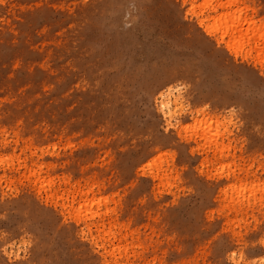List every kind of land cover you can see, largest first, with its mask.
Listing matches in <instances>:
<instances>
[{
  "label": "rangeland",
  "instance_id": "rangeland-1",
  "mask_svg": "<svg viewBox=\"0 0 264 264\" xmlns=\"http://www.w3.org/2000/svg\"><path fill=\"white\" fill-rule=\"evenodd\" d=\"M200 1L0 0V264H264V58Z\"/></svg>",
  "mask_w": 264,
  "mask_h": 264
},
{
  "label": "bare ground",
  "instance_id": "bare-ground-1",
  "mask_svg": "<svg viewBox=\"0 0 264 264\" xmlns=\"http://www.w3.org/2000/svg\"><path fill=\"white\" fill-rule=\"evenodd\" d=\"M193 1L194 0H188V3H190L189 4V7H193L192 8V10L195 8L194 7V4H192L193 3ZM223 1V0H222ZM198 2V1H197ZM235 2H237V0H226V1H223V2H221V1H218L217 3H212L211 2V0H201L200 1V3L198 4V6H197V4H195L196 6H197V8L199 7V8H203V7H207V8H209V10L208 11H210V10H215V13H212V14H210V16H209V18L211 19V22L209 21V24H207L206 25V29H208V32L210 31V30H213L211 33H214V31H217V32H219L218 34L220 35V36H224V35H226V44H227V46L228 47H230V48H232V49H234V50H241L245 45L247 46V48H245L244 50H243V52H244V55H245V52H247V51H249L250 49H254L255 51H256V55L257 56H259V57H261V61H262V58H264V29L260 26V25H257V24H255L254 23V21L251 19V17H249V16H247V14H245L243 11H242V8H240V7H235V8H232V9H226V10H219V11H217V6H221V7H226V6H230L231 4H233V3H235ZM192 4V5H191ZM191 5V6H190ZM191 8L189 9V10H191ZM204 9V8H203ZM223 9V8H222ZM188 10V11H189ZM195 10V9H194ZM197 11H200L199 13H201L202 12V10H197ZM193 13V12H192ZM196 13V12H195ZM198 13V12H197ZM196 15V14H195ZM206 15V14H205ZM205 15H204V17H205ZM200 16H202V15H200ZM201 18V17H200ZM199 18V19H200ZM207 18L208 17H206V18H204V19H206V21H207ZM208 18V19H209ZM203 19V18H202ZM204 19L202 20V21H204ZM200 21V20H199ZM198 21V22H199ZM199 23H201V22H199ZM203 23V22H202ZM204 24V23H203ZM208 26V27H207ZM205 27V26H204ZM219 36V37H220ZM218 37V36H217ZM221 37V38H222ZM217 39V38H216ZM222 40H224L223 38H222ZM221 41V40H220ZM225 41V40H224ZM223 41V42H224ZM254 50H252V51H254ZM242 54V53H241ZM248 54H250V52L248 53ZM258 58V57H257ZM170 107V106H169ZM213 131V130H212ZM205 132H207V131H205ZM217 134V133H216ZM218 134H219V132H218ZM209 139H211V137L209 138ZM215 140V139H214ZM7 163V162H6ZM11 163H12V161H11ZM2 164V163H1ZM45 164V163H44ZM158 164V163H157ZM161 165V164H160ZM45 166V165H44ZM47 166H49V164L47 165ZM158 166H159V164H158ZM5 167V166H4ZM7 167V166H6ZM12 167V166H11ZM26 167V166H25ZM40 167V166H39ZM41 168V167H40ZM29 169V168H28ZM30 170V169H29ZM28 170V171H29ZM160 171V170H159ZM161 172V171H160ZM154 173V172H153ZM163 174H165V175H168V174H166V173H163ZM4 175V174H3ZM31 175H32V173H31ZM35 175V174H34ZM28 176V175H27ZM26 176V177H27ZM33 176V175H32ZM57 176V175H56ZM159 176V175H158ZM40 177V176H39ZM38 177V178H39ZM43 177V176H42ZM34 178V177H33ZM52 179V178H51ZM58 179V178H57ZM157 179V178H156ZM27 180H30V179H27ZM35 180V179H34ZM36 180H37V178H36ZM44 180V179H43ZM163 180V179H162ZM168 180V179H167ZM42 181V180H41ZM48 181V183H49V181H50V178L47 180ZM52 181V180H51ZM61 181H62V179H61ZM35 181H33V183H34ZM39 182V181H38ZM78 182V181H77ZM41 183V182H40ZM47 183V184H48ZM51 183V182H50ZM52 183H54V182H52ZM87 183V182H86ZM48 185H50V184H48ZM71 185V184H70ZM78 185V184H77ZM99 185V184H98ZM234 185V187H235V184H233ZM233 185H231V186H233ZM46 186V185H45ZM72 186H74V185H72ZM241 186V185H240ZM86 187V186H85ZM88 187V186H87ZM242 187L243 186H241V188L240 187H238V188H236L235 187V189H238L239 190V193H237V196L239 195L240 196V189H242ZM63 188H65V187H63ZM224 188V187H223ZM227 188V187H226ZM233 188V187H232ZM245 187H243V189H244ZM66 189V188H65ZM77 189H79V188H77ZM88 189V188H87ZM230 189V188H229ZM243 189H242V191H243ZM43 190V189H42ZM55 190V189H54ZM60 190H62V189H60ZM233 190V189H232ZM238 190H237V192H238ZM36 191V190H35ZM39 191V190H38ZM49 191V190H48ZM227 191V190H226ZM242 191H241V196L243 195L242 194ZM56 192V191H55ZM54 192V193H55ZM73 192V191H72ZM87 192H89V191H87ZM223 192H224V190H223ZM244 192V191H243ZM39 193V192H38ZM43 193H44V191H43ZM53 193V192H52ZM58 193V192H57ZM71 193V192H70ZM62 194V193H61ZM81 194V193H80ZM79 194V195H80ZM82 194H84V198L83 199H81V201L82 202H79V204H78V208L76 209V212L78 213V214H80V213H82L83 215H86V212H87V201L89 200V199H87V198H89V197H87V195H86V193H84V192H82ZM94 194V193H93ZM47 195H50V194H48L47 193ZM89 195V194H88ZM45 196H46V194H45ZM51 196V195H50ZM50 196H49V198H50ZM55 196H57L56 194H55ZM59 196V195H58ZM82 196V195H81ZM233 196V195H232ZM60 197V196H59ZM62 197V196H61ZM80 197V196H79ZM93 197V196H92ZM98 197V196H97ZM97 197H96V199H97ZM112 197V196H111ZM81 198V197H80ZM235 198H236V195H235ZM238 198V197H237ZM67 199V198H66ZM92 199V198H91ZM100 199V198H99ZM99 199L97 200V201H99ZM239 199V198H238ZM244 199V198H243ZM45 200H46V198H45ZM61 200V199H60ZM232 200H233V198H232ZM240 200V199H239ZM52 201V200H51ZM91 201V200H90ZM93 201V200H92ZM96 201V202H97ZM60 202V201H59ZM63 202V201H62ZM61 202V203H62ZM94 203H95V201H93ZM116 202V201H115ZM234 202V201H233ZM88 203H90V202H88ZM92 203V202H91ZM94 203H92V204H94ZM113 203V202H112ZM54 204V203H53ZM52 204V205H53ZM97 204H98V202H97ZM101 203H99V205H100ZM59 205V204H58ZM89 205V204H88ZM96 205V204H95ZM89 206H92L93 207V205H89ZM107 206V205H106ZM92 207L90 208H88V213L90 212V211H92V210H90V209H92ZM97 207V206H96ZM111 207H113V205L111 206ZM65 208V207H64ZM71 208V207H70ZM99 209V208H98ZM223 209V208H222ZM232 209V208H231ZM68 210V209H67ZM75 211V210H74ZM74 211H72V213L74 212ZM93 212V211H92ZM222 212V211H221ZM67 213V212H66ZM93 213H95V212H93ZM70 214H71V212H70ZM78 214H77V216H78ZM96 214H97V212H96ZM69 215V214H68ZM89 215H92V214H89ZM86 216H88V215H86ZM82 217V216H81ZM91 217V216H90ZM97 218H99V217H97ZM73 220V219H72ZM89 220V219H88ZM111 220V219H110ZM114 220V219H113ZM86 221V220H85ZM77 222V221H76ZM110 222V221H109ZM108 223V222H107ZM86 224V223H85ZM91 224V223H90ZM110 225L112 224V223H109ZM115 225V224H114ZM120 225V224H119ZM94 226V225H93ZM117 226V225H116ZM86 227V226H85ZM89 227V226H88ZM103 227V226H102ZM108 227H109V225H108ZM87 228V227H86ZM114 228V227H113ZM81 229V228H80ZM94 229V228H93ZM87 230V229H86ZM90 232V231H89ZM90 234V233H89ZM105 234V233H104ZM91 235V234H90ZM109 235V234H108ZM103 236V235H102ZM98 237V236H97ZM107 237V236H106ZM100 240V239H99ZM101 241V240H100ZM99 244V243H98ZM113 244V243H112ZM109 245V244H108ZM137 245V244H136ZM113 247H111V249H112ZM122 249V248H121ZM125 250V249H124ZM118 251V250H117ZM110 254V253H109ZM112 254V253H111ZM118 254H120L119 252H118ZM124 256V255H123ZM125 258V257H124ZM116 260V259H115ZM127 262V261H126ZM122 264V263H121ZM125 264V263H124ZM136 264V263H135Z\"/></svg>",
  "mask_w": 264,
  "mask_h": 264
}]
</instances>
